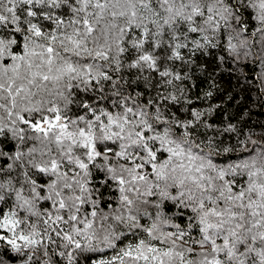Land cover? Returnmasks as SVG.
I'll use <instances>...</instances> for the list:
<instances>
[{
  "label": "snow or ice",
  "instance_id": "obj_1",
  "mask_svg": "<svg viewBox=\"0 0 264 264\" xmlns=\"http://www.w3.org/2000/svg\"><path fill=\"white\" fill-rule=\"evenodd\" d=\"M224 64L264 109V0H0V264H264Z\"/></svg>",
  "mask_w": 264,
  "mask_h": 264
},
{
  "label": "trees",
  "instance_id": "obj_2",
  "mask_svg": "<svg viewBox=\"0 0 264 264\" xmlns=\"http://www.w3.org/2000/svg\"><path fill=\"white\" fill-rule=\"evenodd\" d=\"M234 67L232 64H224L216 69L213 76V80L217 84L216 89H210L208 83L205 82L199 88L193 89V93L202 95L204 91H213L211 100L200 102L203 106L219 103L222 109H226L225 115L235 118L233 122L247 121L249 126L255 127L256 131L259 132L258 124L264 122V109L260 107V101L257 99L259 93L253 89L249 94L243 79H237V76H242V73H236ZM247 71L246 68L243 69V72ZM198 75L201 76L202 80L206 79V74L198 73ZM229 97H232V99H229Z\"/></svg>",
  "mask_w": 264,
  "mask_h": 264
}]
</instances>
